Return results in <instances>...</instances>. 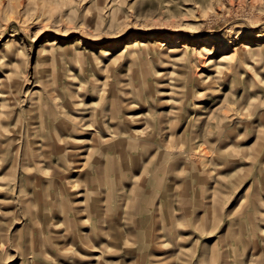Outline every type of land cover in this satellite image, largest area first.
Masks as SVG:
<instances>
[{
    "label": "rangeland",
    "instance_id": "obj_1",
    "mask_svg": "<svg viewBox=\"0 0 264 264\" xmlns=\"http://www.w3.org/2000/svg\"><path fill=\"white\" fill-rule=\"evenodd\" d=\"M0 264H264V0H0Z\"/></svg>",
    "mask_w": 264,
    "mask_h": 264
},
{
    "label": "bare ground",
    "instance_id": "obj_2",
    "mask_svg": "<svg viewBox=\"0 0 264 264\" xmlns=\"http://www.w3.org/2000/svg\"><path fill=\"white\" fill-rule=\"evenodd\" d=\"M257 37H261V35H258ZM46 43L48 45H54V44H56L55 41H53V42H48L47 41ZM175 43L176 42H172V44H175ZM138 46H143V47H146V46L147 47H151L152 46V48H153V47H159V46H161V43H160V41L158 39H155L150 44L149 43L148 44H144L141 40L135 39L133 42H131V45H129V47H135V48L138 47ZM187 47H188L187 45L183 44V46L180 48V51H184L185 49H187ZM249 47L250 46H248V44L242 43L239 47L232 48V50H233L232 53L231 54H228V55H225L224 57H234V56L238 55L239 58L245 59L244 56H241L242 52L240 53V51L241 50L247 51L249 49ZM178 49L177 48H171L168 51L169 52H176ZM201 51H203L202 48H201ZM236 52H238V53L236 54ZM6 116L9 117L10 115L9 114H6Z\"/></svg>",
    "mask_w": 264,
    "mask_h": 264
}]
</instances>
